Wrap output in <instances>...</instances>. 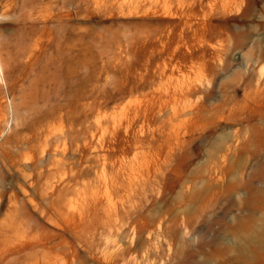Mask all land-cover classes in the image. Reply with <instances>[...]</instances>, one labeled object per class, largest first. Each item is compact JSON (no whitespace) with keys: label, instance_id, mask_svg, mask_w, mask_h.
<instances>
[{"label":"rangeland","instance_id":"374dc122","mask_svg":"<svg viewBox=\"0 0 264 264\" xmlns=\"http://www.w3.org/2000/svg\"><path fill=\"white\" fill-rule=\"evenodd\" d=\"M0 264H264V0H0Z\"/></svg>","mask_w":264,"mask_h":264},{"label":"bare ground","instance_id":"6f19581e","mask_svg":"<svg viewBox=\"0 0 264 264\" xmlns=\"http://www.w3.org/2000/svg\"><path fill=\"white\" fill-rule=\"evenodd\" d=\"M1 69V68H0Z\"/></svg>","mask_w":264,"mask_h":264}]
</instances>
